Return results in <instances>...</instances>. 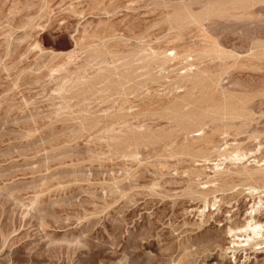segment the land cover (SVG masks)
Returning <instances> with one entry per match:
<instances>
[{
	"label": "rangeland",
	"instance_id": "374dc122",
	"mask_svg": "<svg viewBox=\"0 0 264 264\" xmlns=\"http://www.w3.org/2000/svg\"><path fill=\"white\" fill-rule=\"evenodd\" d=\"M262 168L264 0H0V264H264Z\"/></svg>",
	"mask_w": 264,
	"mask_h": 264
},
{
	"label": "bare ground",
	"instance_id": "6f19581e",
	"mask_svg": "<svg viewBox=\"0 0 264 264\" xmlns=\"http://www.w3.org/2000/svg\"><path fill=\"white\" fill-rule=\"evenodd\" d=\"M202 30V29H201ZM203 32V31H202ZM205 34V33H204ZM180 41V40H179ZM172 50V49H171ZM188 50V49H187ZM175 51V50H174ZM186 51V50H185ZM188 51H190V50H188ZM181 56V55H180ZM172 63V62H171ZM176 66V65H175ZM190 66V65H189ZM192 66V65H191ZM194 66V65H193ZM204 66V65H203ZM164 67V66H163ZM194 68V67H193ZM207 68V67H206ZM200 69V68H199ZM192 70V69H191ZM203 70V69H202ZM198 72H200V70L198 71ZM202 72V71H201ZM200 72V73H201ZM185 73V72H184ZM196 74H198V76H199V73H196ZM201 74H203V73H201ZM200 74V75H201ZM186 87V86H185ZM258 130V129H257ZM255 131V130H254ZM224 143V142H223ZM223 145V144H222ZM221 145V146H222ZM214 149H217V148H214ZM219 149V148H218ZM239 149H241V148H239ZM227 150V149H226ZM244 151V150H243ZM242 151V152H243ZM245 152H243V153H241L240 152V150H235V151H233L230 155L228 154L227 155V158H228V161L230 162V164L232 165H244L243 167H240V166H238L237 167V169L240 167V168H243V169H246V167H247V165H245V163L247 162V160H246V162H244L245 161V156L247 155L246 153L244 154ZM224 156V155H223ZM254 156V155H253ZM245 158V159H244ZM252 158V157H251ZM258 158V157H257ZM256 157L254 158L253 157V159H252V161L250 162V164L251 165H253V164H258V162L259 161H261V160H259L258 162H256L258 159H257ZM243 159H244V161H243ZM248 159V158H247ZM254 159H256V161L254 160ZM250 160V159H249ZM205 161V160H204ZM208 161V160H207ZM221 161V160H220ZM227 161V160H226ZM243 161V162H242ZM248 163H249V161H248ZM253 163V164H252ZM236 165V166H237ZM249 165V164H248ZM254 166V165H253ZM251 167V166H250ZM260 167V166H259ZM234 168H235V166H234ZM243 169H241V170H243ZM263 170H264V168H262ZM234 170V169H233ZM236 170V169H235ZM234 170V171H235ZM247 170V169H246ZM259 170H260V168H259ZM246 172V171H245ZM248 172V171H247ZM257 172V171H256ZM255 173V172H254ZM264 173V172H263ZM258 175H259V173H258ZM257 176V175H256ZM242 178V177H241ZM248 178V177H247ZM250 179V178H249ZM252 179V178H251ZM261 180H262V178H261ZM260 180V181H261ZM251 181V180H250ZM259 181V180H258ZM253 182V181H252ZM254 183V182H253ZM264 183V182H263ZM259 184V183H258ZM249 185V184H248ZM252 186H254V185H252ZM256 187V186H255ZM255 187H253V188H255ZM249 188H251V187H249ZM253 188H251V191H253V190H255V189H253ZM263 188V187H262ZM247 190H248V188H247ZM250 190V189H249ZM248 190V191H249ZM249 193V192H248ZM251 193H253V192H251ZM256 193H257V191H256ZM259 193H260V191H259ZM250 194V193H249ZM248 194V195H249ZM254 194V193H253ZM260 201V200H259ZM256 209H258V206H257V208ZM252 210V213H253V215H254V213L257 211V210ZM260 211V210H259ZM261 212V211H260ZM257 214V213H256ZM259 214V213H258ZM253 217H251V220H250V222H248V223H245L246 225L243 227L242 226V229H241V231H242V233L244 234L242 237H243V239H244V237H245V239L246 240H244L243 242L241 241L240 243H239V245L240 244H243V243H245L246 245L245 246H237V245H235V247L237 246V248L239 247V248H245V247H251V246H255V244H256V242H257V239L259 238V239H261V242L263 241L264 242V226H262V225H258V223L256 224L255 222H252V220H254V219H252ZM235 229V228H234ZM229 230H230V228H229ZM228 232V231H227ZM232 232H234V231H232ZM231 232V233H232ZM240 232V231H239ZM235 234V233H234ZM241 234V233H240ZM239 233H238V235H240ZM232 235V234H231ZM237 235V234H236ZM242 235V234H241ZM234 235H232V237H233ZM239 242V241H238ZM237 242V243H238ZM263 242H262V244H263ZM258 244H260V243H258ZM257 246V245H256ZM232 247V246H231Z\"/></svg>",
	"mask_w": 264,
	"mask_h": 264
}]
</instances>
